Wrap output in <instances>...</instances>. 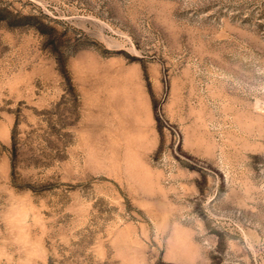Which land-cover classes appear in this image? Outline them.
<instances>
[{"label": "rangeland", "instance_id": "rangeland-1", "mask_svg": "<svg viewBox=\"0 0 264 264\" xmlns=\"http://www.w3.org/2000/svg\"><path fill=\"white\" fill-rule=\"evenodd\" d=\"M0 264H264V0H0Z\"/></svg>", "mask_w": 264, "mask_h": 264}]
</instances>
